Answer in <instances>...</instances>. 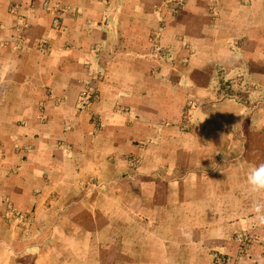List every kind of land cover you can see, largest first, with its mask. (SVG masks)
I'll return each instance as SVG.
<instances>
[{
  "label": "crops",
  "instance_id": "0c3cea01",
  "mask_svg": "<svg viewBox=\"0 0 264 264\" xmlns=\"http://www.w3.org/2000/svg\"><path fill=\"white\" fill-rule=\"evenodd\" d=\"M47 1L0 0V264H264V0Z\"/></svg>",
  "mask_w": 264,
  "mask_h": 264
},
{
  "label": "built area",
  "instance_id": "2783aa9c",
  "mask_svg": "<svg viewBox=\"0 0 264 264\" xmlns=\"http://www.w3.org/2000/svg\"><path fill=\"white\" fill-rule=\"evenodd\" d=\"M36 2H40V4H41V7L44 9V10H46L47 12H49V13H51L52 15H53V21H52V26H53V28L55 29V30H58L59 28H60V24H61V21H60V14L64 11L62 8H60V6H52V2H49V1H47V0H33V5H34V3H36ZM175 3V2H174ZM180 2H177L176 3V6H178V5H180L181 6V3L179 4ZM178 10V8H176L175 7V9H173V11H177ZM12 11H13V13L15 12H17V8L16 7H14L13 9H12ZM24 28H27V25L25 24V25H23V28L22 29H24ZM21 43H23L22 42V40L20 39V41H19V47H23L22 45H21ZM39 48L40 49H42V50H47L48 49V45H47V43L46 42H42V43H40L39 44ZM98 98H99V94L96 92V91H94V90H92L91 88H87L83 93H82V95H81V103L82 104H90V103H92L93 101H96V100H98ZM227 264H229V262H227Z\"/></svg>",
  "mask_w": 264,
  "mask_h": 264
},
{
  "label": "clouds",
  "instance_id": "9594fccd",
  "mask_svg": "<svg viewBox=\"0 0 264 264\" xmlns=\"http://www.w3.org/2000/svg\"><path fill=\"white\" fill-rule=\"evenodd\" d=\"M248 183L254 192L264 191V164L254 167L248 175Z\"/></svg>",
  "mask_w": 264,
  "mask_h": 264
},
{
  "label": "rangeland",
  "instance_id": "374dc122",
  "mask_svg": "<svg viewBox=\"0 0 264 264\" xmlns=\"http://www.w3.org/2000/svg\"><path fill=\"white\" fill-rule=\"evenodd\" d=\"M177 2H180L181 6L180 5L176 6ZM183 5H184V3L182 1H178V0L166 3V7H168V8L171 7V6H172V9H175V7L178 8V10L176 12L174 11V13H176V14L179 13V11L183 8ZM157 39H159V35L158 34L153 35V41L156 42Z\"/></svg>",
  "mask_w": 264,
  "mask_h": 264
}]
</instances>
